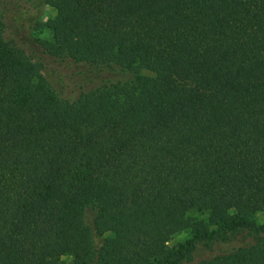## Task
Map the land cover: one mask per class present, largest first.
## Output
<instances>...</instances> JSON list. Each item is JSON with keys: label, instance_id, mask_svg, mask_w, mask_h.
<instances>
[{"label": "trees", "instance_id": "1", "mask_svg": "<svg viewBox=\"0 0 264 264\" xmlns=\"http://www.w3.org/2000/svg\"><path fill=\"white\" fill-rule=\"evenodd\" d=\"M45 1L48 54L136 76L62 98L0 14V264H264V0Z\"/></svg>", "mask_w": 264, "mask_h": 264}, {"label": "rangeland", "instance_id": "2", "mask_svg": "<svg viewBox=\"0 0 264 264\" xmlns=\"http://www.w3.org/2000/svg\"><path fill=\"white\" fill-rule=\"evenodd\" d=\"M55 9L45 0H0V14L5 22L4 36L19 47L42 67V74L46 77L53 90L62 98L74 100L80 94L89 90L115 83L131 82L136 72L116 64H93L74 62L68 58H56L48 54L43 42L53 38ZM138 74L148 80L154 73L141 69ZM191 215L202 217L198 212ZM256 219L264 223V210L256 214ZM186 231L178 233L171 244L185 239ZM253 241V236L247 231H241L229 241L217 243L212 248L202 244L198 246L192 260L187 264L210 258L217 253L229 251L244 246ZM66 264H74L71 255L64 257Z\"/></svg>", "mask_w": 264, "mask_h": 264}]
</instances>
